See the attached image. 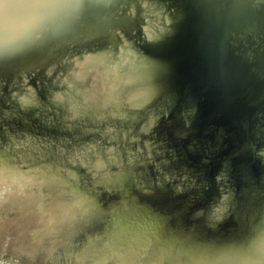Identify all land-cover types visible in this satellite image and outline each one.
Instances as JSON below:
<instances>
[{
  "label": "water",
  "instance_id": "obj_1",
  "mask_svg": "<svg viewBox=\"0 0 264 264\" xmlns=\"http://www.w3.org/2000/svg\"><path fill=\"white\" fill-rule=\"evenodd\" d=\"M0 264H264V0H0Z\"/></svg>",
  "mask_w": 264,
  "mask_h": 264
}]
</instances>
